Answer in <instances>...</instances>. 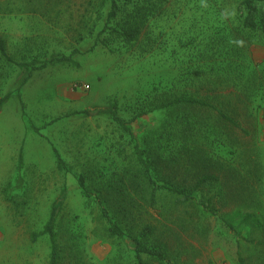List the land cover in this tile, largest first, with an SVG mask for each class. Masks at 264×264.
I'll return each instance as SVG.
<instances>
[{
	"label": "rangeland",
	"instance_id": "1",
	"mask_svg": "<svg viewBox=\"0 0 264 264\" xmlns=\"http://www.w3.org/2000/svg\"><path fill=\"white\" fill-rule=\"evenodd\" d=\"M108 1L0 0V38L14 59L77 51L81 65L35 71L19 89L25 75L0 61V98L13 92L0 111V264H50L49 236L35 235L58 200L60 264H136L131 240L110 236L98 197L136 171L137 143L161 146L152 156L162 169L193 134L204 157L223 165L219 181L194 206L167 195L157 209L141 203L136 225L160 222L164 264H236L239 247L264 264L251 243L263 235L244 222L250 215L264 225V32L242 26L245 0H166L130 43L114 28L126 25L135 0H117L119 19L107 27ZM176 98L228 109L251 136L218 146L207 110L157 109ZM115 101L135 138L103 113Z\"/></svg>",
	"mask_w": 264,
	"mask_h": 264
},
{
	"label": "trees",
	"instance_id": "2",
	"mask_svg": "<svg viewBox=\"0 0 264 264\" xmlns=\"http://www.w3.org/2000/svg\"><path fill=\"white\" fill-rule=\"evenodd\" d=\"M166 0H135L133 8L127 11L126 25L120 30L114 28V32L128 42L139 40L143 28L150 22L153 10L157 3H164ZM262 0H245L247 16L242 22V26L249 31L264 32V14H260L258 4ZM110 11L107 16L106 26L118 21L120 16V5L117 0H109ZM264 34V33H263ZM77 51L70 54L53 53L50 58H35L31 61H19L14 59L8 52L6 42L0 38V61L5 64L18 68L25 75L21 81L19 89L24 86L32 77L35 71L68 66L80 68V63L76 59ZM13 92H8L0 98V111L12 97ZM190 105L203 108L210 112L217 121V128L214 133V139L218 146H230L235 148L242 144L241 137H250L251 133L243 126L241 121L230 115L228 109L220 108L210 102L198 99L176 98L168 100L166 103L158 106L157 109H171L183 105ZM103 113L111 118L125 131L129 132L134 138L135 135L129 123L121 117L119 113L118 102L104 107ZM179 151L170 157L168 165L161 169L159 163L153 154L160 148H154L151 144L142 148L141 143H137V168L130 175L128 182L118 183L115 188H108L103 192V198L98 197V203L103 209V216L108 222V232L111 237H128L135 253L136 264H148L144 258L159 263H166L168 244L164 240L160 229L159 221H149L136 225L135 212L142 206L141 203L153 209L158 208V202L162 195L171 196L176 203L189 204L194 206L195 194L200 193L205 186L215 184L219 181L216 174L223 171V165L220 162L209 160L204 157L200 151L196 134L189 135L188 138L182 139ZM176 148L174 145L172 149ZM178 155V156H177ZM20 161L23 162V152L19 155ZM184 161L185 164L190 162V167H179V163ZM213 171V173H211ZM216 172V173H215ZM81 188L86 190V184L80 183ZM60 207V200L54 203L49 221L44 230L35 235H48L51 243L50 264H60L61 255L57 243L56 220L57 211ZM252 216L247 215L245 223L253 231L262 233L261 240L257 243L253 240L251 243L259 249L261 256H264V225L261 221H251ZM224 226L236 235H240L241 229L227 221H223ZM264 260V259H263ZM236 264H251L241 252L240 247L237 253Z\"/></svg>",
	"mask_w": 264,
	"mask_h": 264
},
{
	"label": "built area",
	"instance_id": "3",
	"mask_svg": "<svg viewBox=\"0 0 264 264\" xmlns=\"http://www.w3.org/2000/svg\"><path fill=\"white\" fill-rule=\"evenodd\" d=\"M83 88L89 89L88 85H83Z\"/></svg>",
	"mask_w": 264,
	"mask_h": 264
}]
</instances>
